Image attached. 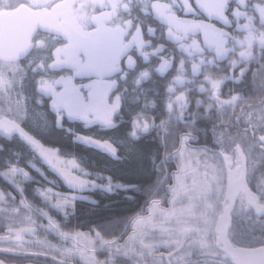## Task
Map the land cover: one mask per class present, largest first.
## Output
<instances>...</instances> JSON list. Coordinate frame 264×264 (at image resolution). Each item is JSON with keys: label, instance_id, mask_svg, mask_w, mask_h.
Wrapping results in <instances>:
<instances>
[{"label": "clouds", "instance_id": "9594fccd", "mask_svg": "<svg viewBox=\"0 0 264 264\" xmlns=\"http://www.w3.org/2000/svg\"><path fill=\"white\" fill-rule=\"evenodd\" d=\"M202 7L127 0L109 17L108 122L53 105L42 85L55 70L37 44L0 61V202L25 224L6 223L0 264H236L238 250L264 252V0H220L210 21L220 46L189 24ZM183 79L191 86L175 87ZM188 154L204 185L194 211L149 216L154 204H185L172 188ZM109 197L141 207L79 221L81 205L96 211Z\"/></svg>", "mask_w": 264, "mask_h": 264}, {"label": "flooded vegetation", "instance_id": "af4514ba", "mask_svg": "<svg viewBox=\"0 0 264 264\" xmlns=\"http://www.w3.org/2000/svg\"><path fill=\"white\" fill-rule=\"evenodd\" d=\"M127 0H0V61H13L30 45L37 44L38 58L47 56L49 67L55 70L54 79H46L42 85L45 92L52 96V103L73 116H91L108 122L111 119V106L108 103L110 81L108 75L117 57L115 30L107 22L110 16L120 15L122 6ZM203 18L189 21L199 28L205 44L220 46L221 36L218 27L210 23L220 12V0H201ZM95 6L92 15H88V6ZM107 6V11L103 9ZM130 10V6H129ZM47 33L57 34L61 40L49 45L43 39ZM190 79L178 80L175 87L191 86ZM175 87L172 89L175 91ZM210 87L216 95L220 89L217 81H210ZM189 93H178L174 100L177 104L186 103ZM131 162V161H130ZM129 162V163H130ZM195 158L188 154L181 171L176 174L172 188V200H183V207L162 208L158 203L150 207L148 215H159L162 212H174L181 215L191 214L204 191V185L197 179L198 171ZM101 203H109L91 211V206L81 205L79 221L87 224L99 221L106 215L116 216L117 198H100ZM132 206L124 216L141 207V202L129 203ZM6 209L0 202V235L5 234L6 223L21 227L25 224L19 218L17 210ZM101 211V212H100ZM91 212V214H90ZM146 216L137 215L134 223L138 228L145 226ZM117 222V226H118ZM5 243L0 241V248ZM254 249V248H244Z\"/></svg>", "mask_w": 264, "mask_h": 264}, {"label": "water", "instance_id": "95a60500", "mask_svg": "<svg viewBox=\"0 0 264 264\" xmlns=\"http://www.w3.org/2000/svg\"><path fill=\"white\" fill-rule=\"evenodd\" d=\"M8 123V121H4ZM236 264H264V252L256 249H242L234 252Z\"/></svg>", "mask_w": 264, "mask_h": 264}, {"label": "trees", "instance_id": "16d2710c", "mask_svg": "<svg viewBox=\"0 0 264 264\" xmlns=\"http://www.w3.org/2000/svg\"><path fill=\"white\" fill-rule=\"evenodd\" d=\"M129 168H135V161H131L128 165ZM132 206L130 205H125L124 203V200H121L119 202H117L116 206H115V213H116V216H124L125 214V211L128 210V209H131ZM101 212V211H100ZM107 213H104V216L106 215Z\"/></svg>", "mask_w": 264, "mask_h": 264}]
</instances>
